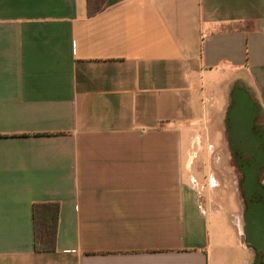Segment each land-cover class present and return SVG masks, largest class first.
<instances>
[{
  "label": "crops",
  "instance_id": "0c3cea01",
  "mask_svg": "<svg viewBox=\"0 0 264 264\" xmlns=\"http://www.w3.org/2000/svg\"><path fill=\"white\" fill-rule=\"evenodd\" d=\"M236 83L264 130V0H0V264H252L195 180Z\"/></svg>",
  "mask_w": 264,
  "mask_h": 264
},
{
  "label": "water",
  "instance_id": "95a60500",
  "mask_svg": "<svg viewBox=\"0 0 264 264\" xmlns=\"http://www.w3.org/2000/svg\"><path fill=\"white\" fill-rule=\"evenodd\" d=\"M230 100L227 112L230 149L251 156L242 168L244 181L241 189L246 203L244 242L255 252L252 264H264V186L257 184V177L264 170V130L256 126L260 108L239 83L234 85ZM255 128L258 133H254Z\"/></svg>",
  "mask_w": 264,
  "mask_h": 264
},
{
  "label": "rangeland",
  "instance_id": "374dc122",
  "mask_svg": "<svg viewBox=\"0 0 264 264\" xmlns=\"http://www.w3.org/2000/svg\"><path fill=\"white\" fill-rule=\"evenodd\" d=\"M203 135L210 136L209 142L204 145L205 153L209 152L208 160L205 161V172L195 178L198 186L205 189L206 197L220 192L221 203L231 208L233 215L238 219L239 225L243 227V212L245 209L244 199L240 188V173L229 157L226 145V125L223 118L215 127L205 129ZM202 135V134H201ZM213 198V197H212ZM214 199V198H213ZM253 252V261L255 253Z\"/></svg>",
  "mask_w": 264,
  "mask_h": 264
},
{
  "label": "trees",
  "instance_id": "16d2710c",
  "mask_svg": "<svg viewBox=\"0 0 264 264\" xmlns=\"http://www.w3.org/2000/svg\"><path fill=\"white\" fill-rule=\"evenodd\" d=\"M105 0H87V15H95ZM58 204L38 203L32 207L34 228V250L52 252L55 250Z\"/></svg>",
  "mask_w": 264,
  "mask_h": 264
},
{
  "label": "flooded vegetation",
  "instance_id": "af4514ba",
  "mask_svg": "<svg viewBox=\"0 0 264 264\" xmlns=\"http://www.w3.org/2000/svg\"><path fill=\"white\" fill-rule=\"evenodd\" d=\"M227 122H228V119H227ZM227 122H225V125H226V145H227V150H228L229 157L232 159L233 163L237 167L238 172L240 173V176H241V178H240V188H241L242 183L244 181V172H243L242 168H243V165L245 163H248V161H249L251 156L250 155H243L239 151H234V152L231 151L230 146H229L228 132H227V128H228V123ZM256 126H260V127L263 128V119H262V114L261 113L257 117ZM258 131L259 130H256V128L254 129V133H258ZM257 184L264 186V170L258 175ZM241 191H242V195H243V190L241 189ZM244 205H245V209H244V212H245V210H246L245 201H244ZM244 212H243V214H244ZM242 218H243V216H242ZM243 225H244V223H243Z\"/></svg>",
  "mask_w": 264,
  "mask_h": 264
}]
</instances>
